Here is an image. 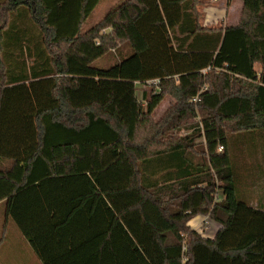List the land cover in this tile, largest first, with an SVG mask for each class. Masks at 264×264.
Listing matches in <instances>:
<instances>
[{
	"label": "trees",
	"instance_id": "trees-1",
	"mask_svg": "<svg viewBox=\"0 0 264 264\" xmlns=\"http://www.w3.org/2000/svg\"><path fill=\"white\" fill-rule=\"evenodd\" d=\"M99 1L0 0L7 213L42 262L100 236L98 264H264V209L239 198L229 152L233 134H264V0H241L233 25L201 24L203 0H119L87 25ZM19 6L42 49L15 75ZM121 231L131 248L113 246Z\"/></svg>",
	"mask_w": 264,
	"mask_h": 264
},
{
	"label": "crops",
	"instance_id": "crops-1",
	"mask_svg": "<svg viewBox=\"0 0 264 264\" xmlns=\"http://www.w3.org/2000/svg\"><path fill=\"white\" fill-rule=\"evenodd\" d=\"M116 0H100L98 4L95 6L100 8L101 5L108 6ZM119 1V0H117ZM116 1V2H117ZM115 2V3H116ZM216 3L212 4L207 2L206 5L210 6L205 9L206 18L205 21L211 22L213 20L212 17L215 18V15L223 16L222 23L223 25H233L236 24L240 15V11L242 9V1L241 0H218L214 1ZM219 4H223V8L219 6ZM113 5V3L111 4ZM110 5V6H111ZM109 6V7H110ZM108 7V8H109ZM94 8V10H95ZM93 10V11H94ZM108 10V9H107ZM234 11L236 13H234ZM209 12V16L207 13ZM106 13V11H105ZM93 14V12H92ZM29 18V12L26 7L19 6L16 10L11 11L9 13V25L16 27L17 25L24 22V20ZM91 24V23H90ZM88 25V22H87ZM20 36L17 37L19 40ZM16 37L12 36L13 42H16ZM239 135V134H237ZM230 136L229 143V152L231 155L234 172L237 176V154L238 151L235 152L234 147L235 143L238 142L237 136ZM236 141V142H235ZM13 167V162L7 159L0 160V169L10 170ZM17 175V173H15ZM12 190V183L7 181L6 179L0 178V264H98L97 258V241L98 239L102 241V237H93L76 248L65 252L47 262H42L35 249L32 247L28 239L22 233L21 229L16 225L12 217L7 213V197ZM23 199V198H22ZM28 199H31L30 196ZM23 200H18V205L21 204ZM264 209V208H263ZM19 210V209H18ZM25 210V209H24ZM204 221L206 223L205 231H201V223ZM188 224L200 232L203 236L212 238L216 231L219 229V223L210 219L209 217H205L202 215H197L189 220ZM49 233L43 237L44 239L49 237ZM47 243L46 246L51 248L56 247L54 243ZM113 246L117 249L121 247L131 248L132 243L124 236L123 232L113 233L112 236ZM101 264H117V260L119 262H123L121 258H114L110 253H102Z\"/></svg>",
	"mask_w": 264,
	"mask_h": 264
},
{
	"label": "rangeland",
	"instance_id": "rangeland-1",
	"mask_svg": "<svg viewBox=\"0 0 264 264\" xmlns=\"http://www.w3.org/2000/svg\"><path fill=\"white\" fill-rule=\"evenodd\" d=\"M116 1L112 3L114 4ZM203 2H210L212 4L216 3L214 0H203ZM111 4H108V6L105 8L103 5H101L98 9L96 7L91 17L87 20L88 25L103 17L105 11H107ZM201 4L202 1H200L197 11L201 14L199 17L201 24L214 25L219 24L223 20V16L218 17L215 15V18L212 17L211 19L213 21H205V9L210 6L205 5L203 7V4ZM219 6L223 8L224 5L219 4ZM234 13L236 12L234 11ZM207 15L209 16V12ZM17 27L19 28H15L16 31L13 32V36L16 37V39L18 36H20L19 40L17 39L12 46L10 45V42L8 43L5 41L7 44L4 46L5 64L9 70V73L12 72L15 75L19 74L21 71H25V73H27L29 67L37 61V54L42 49L41 34L38 30V27L35 26L29 18L24 20V22H21V24L17 25ZM34 45H37L36 49H34ZM43 59L44 58L41 57L38 58V62L42 61ZM100 63L103 64L102 61ZM254 68L256 71H260L261 66L260 64H255ZM137 86V96L141 98V90L145 87L138 84ZM168 100L169 98L165 99V101L156 109L154 114L155 119H157L163 113ZM196 120H198V117L193 119V122ZM186 132H190V130H182V134H185ZM237 136L238 142L235 141L236 143L234 144V150L235 152L238 151L236 170L238 196L240 199L247 201L253 206L264 208V134L261 131H254L252 133L242 132ZM201 224L204 225L206 229V223L203 221Z\"/></svg>",
	"mask_w": 264,
	"mask_h": 264
},
{
	"label": "built area",
	"instance_id": "built-area-1",
	"mask_svg": "<svg viewBox=\"0 0 264 264\" xmlns=\"http://www.w3.org/2000/svg\"><path fill=\"white\" fill-rule=\"evenodd\" d=\"M214 1H218V0H214ZM156 82H157V80H151V81H149V83H156ZM221 149H222V147H219V150H221Z\"/></svg>",
	"mask_w": 264,
	"mask_h": 264
}]
</instances>
